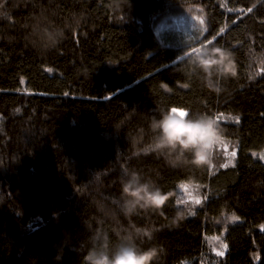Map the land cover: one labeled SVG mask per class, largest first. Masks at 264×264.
<instances>
[{
	"label": "trees",
	"instance_id": "obj_1",
	"mask_svg": "<svg viewBox=\"0 0 264 264\" xmlns=\"http://www.w3.org/2000/svg\"><path fill=\"white\" fill-rule=\"evenodd\" d=\"M4 8L13 19H0V264H84L97 230L115 244L109 215L129 223L113 203L125 167L171 193L159 213L132 217L159 228L143 247H162L161 264H264V69L248 75V50L264 51V0H4ZM41 8L61 24L83 17L47 54L24 27ZM201 45L236 54L239 76L220 94L187 62ZM159 107L215 115L227 141L215 167L132 156L129 137ZM178 207L186 214L173 224Z\"/></svg>",
	"mask_w": 264,
	"mask_h": 264
},
{
	"label": "clouds",
	"instance_id": "obj_2",
	"mask_svg": "<svg viewBox=\"0 0 264 264\" xmlns=\"http://www.w3.org/2000/svg\"><path fill=\"white\" fill-rule=\"evenodd\" d=\"M0 19L11 21L10 12L0 0ZM83 17L73 14L62 24L57 23L51 14L41 8L31 21L24 25L27 29V42L38 54H47L57 49L70 31L81 26ZM191 66L203 86L210 92L220 94L224 91L223 81L239 76L236 54L227 47L219 45H201L192 47L185 53ZM248 75L253 78L264 69V51L248 50ZM148 121V128H138L129 137L132 156L139 157L155 154L163 158L173 168L195 167L212 169L216 166L218 149L226 143L224 129L214 114L193 113L190 109L178 107H159L154 110ZM150 133L148 142L145 137ZM183 188V187H182ZM171 193H164L151 178L140 171L125 167L120 176V195L113 199L118 214L129 221L123 224L118 215L112 213L109 219L115 222L114 232L117 242L111 244L109 236L97 230L93 236V246L84 257V264H161L165 250L152 245L143 247L145 242L154 239L159 231L155 226H139L132 217L149 212L159 213L165 206ZM186 210L178 207L173 224L185 217Z\"/></svg>",
	"mask_w": 264,
	"mask_h": 264
},
{
	"label": "snow or ice",
	"instance_id": "obj_3",
	"mask_svg": "<svg viewBox=\"0 0 264 264\" xmlns=\"http://www.w3.org/2000/svg\"><path fill=\"white\" fill-rule=\"evenodd\" d=\"M249 11H251V9H249ZM0 14H2V13H0ZM202 22H203V21H202ZM221 31H223V29H221ZM233 119H235V118H233ZM234 155H235V154H234ZM229 163H231V161H229ZM181 187H186V185H181ZM197 202H199V201H197ZM231 219H232V220H236L237 217H236V216H232Z\"/></svg>",
	"mask_w": 264,
	"mask_h": 264
},
{
	"label": "rangeland",
	"instance_id": "obj_4",
	"mask_svg": "<svg viewBox=\"0 0 264 264\" xmlns=\"http://www.w3.org/2000/svg\"><path fill=\"white\" fill-rule=\"evenodd\" d=\"M179 108V107H178ZM261 159L264 161V152H263V154H262V156H261Z\"/></svg>",
	"mask_w": 264,
	"mask_h": 264
}]
</instances>
